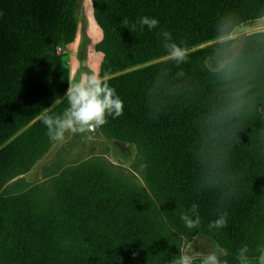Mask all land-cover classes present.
<instances>
[{
  "label": "trees",
  "instance_id": "1",
  "mask_svg": "<svg viewBox=\"0 0 264 264\" xmlns=\"http://www.w3.org/2000/svg\"><path fill=\"white\" fill-rule=\"evenodd\" d=\"M76 1L0 0V146L66 92L68 68L57 46L73 40ZM103 1L98 22L106 34L104 72L142 66L108 79L124 108L101 128L136 144L131 169L137 173L127 171L124 180L115 165H86L85 159L69 166L72 172L85 167L77 179L33 191L39 210L66 215L74 229L99 232L98 239L79 233L87 243L79 249L62 243L66 224L36 219L15 195L2 199L0 264H170L182 238L197 233L215 238L228 253L245 245L255 251L262 234L254 235L249 221L264 207V141L239 110L232 86L204 65L206 49L189 52L179 66L158 59L167 56L162 31L190 50L211 41L215 31L232 32L262 16L264 0ZM145 16L158 26L133 30ZM257 51L264 54V44ZM37 129L33 145L44 137ZM46 141L31 161L10 162L20 165L17 170L30 168L48 148ZM3 174L11 176L15 168ZM206 177L218 184L205 185ZM193 203L201 224L188 229L180 216ZM223 212L227 227L209 229ZM78 215L94 222L77 223L72 217Z\"/></svg>",
  "mask_w": 264,
  "mask_h": 264
},
{
  "label": "rangeland",
  "instance_id": "2",
  "mask_svg": "<svg viewBox=\"0 0 264 264\" xmlns=\"http://www.w3.org/2000/svg\"><path fill=\"white\" fill-rule=\"evenodd\" d=\"M103 3V0H77L75 3L76 29L73 40L68 45L61 44L57 46V52L66 61L69 82L79 79L80 73L85 71H97L101 77L107 76L109 79L142 66L136 65L113 73L104 72L105 50L103 49V44L106 41V34L98 22V17L101 15L100 6ZM263 16L264 14L239 24L231 32L235 39L226 40L224 44L217 45V47L225 49L231 59L232 70L228 76L215 70L216 57L208 46L210 44L216 45V41L211 40L188 50V52L199 49L207 50L208 53L203 59L204 65L215 76L220 77L221 81L225 79L232 86L239 110L257 131L256 133L262 141H264V132H261L260 129L264 128V54L256 52L264 44V24L261 21ZM247 45H249L248 52H246ZM165 58L166 56L158 60ZM153 62H148L143 66ZM65 94L66 92L60 99L44 110L39 117L1 144L0 201L15 195L17 204L25 208L29 207V214H33L34 217L37 216L36 219H47L58 224V226L59 224H66L65 227H67L70 219L66 215H62L58 211L44 212L39 210V206L34 201L33 191H40L41 184L49 183L52 186H57L56 180L69 183L77 179L80 175V170L85 167L83 166L78 171L72 172L69 166L85 159L88 160L86 165H94L100 160L107 162V164L115 165L119 173L117 175L127 180L125 173L128 171L131 174V167L138 160V148L134 142L108 137L101 127L90 133L66 134L63 142L51 141L47 135V128L42 127L39 129L44 137L37 138L33 145L32 134L38 128V124L43 123L40 120L41 116L44 114L55 115L62 113L67 107V101L64 99ZM29 127H33L31 131ZM46 139H48L46 141L49 145L48 148L43 150L30 168L21 170V167L17 170V167L34 158L36 149L43 147ZM11 157H16L18 161H15V164L20 165L16 167L13 161L10 162ZM23 159L25 161H21ZM12 168H15V174L4 176L3 173L6 170H12ZM62 201H64L63 198L59 202ZM260 217H264V207L258 209L257 214L249 221L251 228L253 227L251 232L254 235L261 233V239L263 240L259 245H256L255 251L249 250L250 264H259L260 249L264 248V221ZM72 218L74 221H78L77 223L83 222L91 225L94 222L93 219L82 215L73 216ZM81 227V229L79 227L74 229V226L73 228L68 226V229L64 231L62 243L65 248L76 247L79 249L78 247L86 245L87 243L83 245L81 241V239L85 240L83 236L79 235L81 232H83V235H89L90 237L92 235L96 236V239L98 237L101 238L96 229ZM213 244L224 248L215 238L202 233H197L190 239L182 238L181 243H178L176 247V257L179 256L181 251L189 255L199 253L201 255L196 257L194 264H200L201 256L207 254ZM237 254L238 252L235 254L227 252V255L221 257V260H226L228 264H239ZM174 258L172 257L171 259Z\"/></svg>",
  "mask_w": 264,
  "mask_h": 264
},
{
  "label": "clouds",
  "instance_id": "3",
  "mask_svg": "<svg viewBox=\"0 0 264 264\" xmlns=\"http://www.w3.org/2000/svg\"><path fill=\"white\" fill-rule=\"evenodd\" d=\"M124 24L128 21L125 19ZM159 21L155 18L141 17L137 23L132 25L133 30L139 26L140 30L144 26L148 29L156 28ZM160 36L163 40V48L167 53V60L174 61L177 66L186 63L189 57L187 47L179 46L172 40V34L169 31H162ZM235 39L231 31L217 32L210 40L216 41V45L208 47L213 51L216 57L217 72L228 76L231 73V59L228 57L225 49L217 47L224 44L226 40ZM181 70L178 75H183ZM64 99L67 101V107L60 114H44L41 116L43 124L47 128V135L53 142H63L66 134H84L95 131L107 123V117L113 119L123 114L124 104L117 95L116 90L108 83L107 76L101 77L97 71H85L80 73L79 79L68 83ZM264 132V128L260 129ZM205 185L218 184L214 178H205ZM199 206L195 203L191 205L187 212L181 213L180 219L188 229H194L200 226L201 218L198 211ZM227 212L220 213L218 218L210 222L209 229H219L227 227ZM249 248L247 245L238 250L237 260L239 264H250L248 256ZM201 254L189 255L181 251L178 257L170 261V264H194V260ZM227 255V250L219 245H211L210 251L202 255L200 264H228L221 257ZM259 264H264V248L260 249L258 257Z\"/></svg>",
  "mask_w": 264,
  "mask_h": 264
},
{
  "label": "crops",
  "instance_id": "4",
  "mask_svg": "<svg viewBox=\"0 0 264 264\" xmlns=\"http://www.w3.org/2000/svg\"><path fill=\"white\" fill-rule=\"evenodd\" d=\"M263 20H264V16L261 18V21H262V23L264 24V21H263Z\"/></svg>",
  "mask_w": 264,
  "mask_h": 264
}]
</instances>
